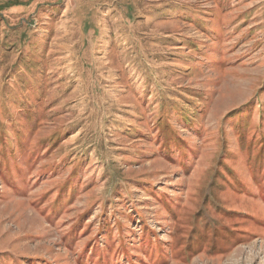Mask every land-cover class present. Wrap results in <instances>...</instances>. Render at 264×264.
I'll return each instance as SVG.
<instances>
[{
	"label": "rangeland",
	"instance_id": "1",
	"mask_svg": "<svg viewBox=\"0 0 264 264\" xmlns=\"http://www.w3.org/2000/svg\"><path fill=\"white\" fill-rule=\"evenodd\" d=\"M0 264H264V0H0Z\"/></svg>",
	"mask_w": 264,
	"mask_h": 264
}]
</instances>
